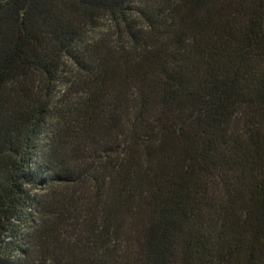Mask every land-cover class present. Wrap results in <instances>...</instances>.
<instances>
[{
    "label": "trees",
    "instance_id": "trees-1",
    "mask_svg": "<svg viewBox=\"0 0 264 264\" xmlns=\"http://www.w3.org/2000/svg\"><path fill=\"white\" fill-rule=\"evenodd\" d=\"M0 264H264V0H0Z\"/></svg>",
    "mask_w": 264,
    "mask_h": 264
},
{
    "label": "rangeland",
    "instance_id": "rangeland-1",
    "mask_svg": "<svg viewBox=\"0 0 264 264\" xmlns=\"http://www.w3.org/2000/svg\"><path fill=\"white\" fill-rule=\"evenodd\" d=\"M43 189H46V187H43ZM30 190H32V188Z\"/></svg>",
    "mask_w": 264,
    "mask_h": 264
}]
</instances>
